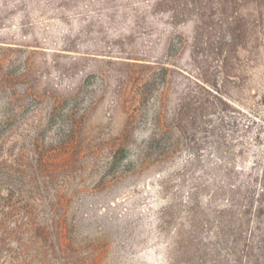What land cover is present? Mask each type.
Wrapping results in <instances>:
<instances>
[{"label":"rangeland","instance_id":"374dc122","mask_svg":"<svg viewBox=\"0 0 264 264\" xmlns=\"http://www.w3.org/2000/svg\"><path fill=\"white\" fill-rule=\"evenodd\" d=\"M263 193L264 0H0V264H264Z\"/></svg>","mask_w":264,"mask_h":264},{"label":"trees","instance_id":"16d2710c","mask_svg":"<svg viewBox=\"0 0 264 264\" xmlns=\"http://www.w3.org/2000/svg\"><path fill=\"white\" fill-rule=\"evenodd\" d=\"M148 81V80H147ZM153 80L149 81V82H145L143 83V91L138 93L139 98L144 96L147 91H148V86L151 85ZM164 90L166 91V86H164ZM14 93L12 94V100H14ZM172 119H175V116L172 115ZM130 119L135 118L132 115H129ZM153 125H154V130L153 133L149 134V141L151 139V141H154L156 135L160 136V142H161V146H162V150H165L166 153H172L173 150L176 148V141L171 140L170 138V128L165 125L166 124V114H165V106H164V102L162 99H159V105H158V110L157 112L154 114L153 116ZM174 122V121H173ZM159 141V140H158ZM150 144V142H149ZM264 194V193H263ZM15 195H7L5 197H0V206L2 209V214L5 217H8L9 214L14 213L16 210H27L30 209L29 207L32 206L30 200H35V198L32 197H21V195H19L18 197H14ZM64 200L65 199H56V204L59 206L64 205ZM263 204V205H262ZM260 205V208L263 209L264 208V203H262ZM233 205V204H231ZM23 208V210L21 209ZM190 223V221H189ZM0 226H3L2 223H0ZM183 226V227H182ZM188 226V225H186ZM192 225H189L188 227H190ZM191 230H189L188 232L190 233ZM190 236L187 235V231L185 229V226L181 223H179V228L177 229V231L175 232V235L172 237V250L170 251L171 256H173L174 253H178L181 250L182 247V243L183 241H186V244H188L190 241Z\"/></svg>","mask_w":264,"mask_h":264}]
</instances>
